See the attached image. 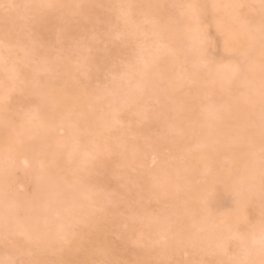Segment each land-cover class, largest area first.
Masks as SVG:
<instances>
[{
	"label": "bare ground",
	"instance_id": "obj_1",
	"mask_svg": "<svg viewBox=\"0 0 264 264\" xmlns=\"http://www.w3.org/2000/svg\"><path fill=\"white\" fill-rule=\"evenodd\" d=\"M79 1L80 0H54V2L51 0H8L9 3L16 4L33 3L67 6L61 7L63 10L62 13L66 15L77 11V9L72 6L76 3L78 4ZM94 1L98 4L102 3V0ZM239 1L240 0H186V3L196 2L208 4L209 6L219 5L220 7L218 8H209L212 14V21L222 32H230L234 30V27L227 26V23L235 21V17L232 9L224 8L223 6L238 4ZM118 2H120V4H133L139 6L135 11L141 12L148 20L152 19L155 22L158 21L160 15H164V5L158 6L154 3V0H118ZM84 6L89 12L93 10L92 5H86L85 3ZM86 10L83 9V13L86 14ZM154 11L155 13L151 15L150 13ZM187 11L186 9L185 12L187 13ZM185 12H183V14ZM148 15H151V18L148 17ZM46 20H48V18H46ZM158 26L159 28L156 31L157 34L161 35L163 33L169 38L171 45H169L170 47L168 48L178 52L179 56L182 57L181 59L186 57L187 60L190 59V65L187 69L189 72L193 71L192 65L197 58L189 51L192 37L188 34L186 27L183 25L182 30H174L170 24L164 21L159 23ZM40 28L37 32L41 35L42 32ZM62 32L70 34L71 30L69 27L63 26ZM201 35L202 42L204 38L209 36L207 31L203 32L202 30ZM146 47H150V45L146 44ZM203 47L205 49V45H203ZM152 48L153 47L141 51L138 55L134 56L127 67L115 75V78L111 80V84L106 89H101V91L97 93L93 91L84 92L81 83L77 80H70L64 83L61 91L50 89L48 83L39 89L40 97H44V102L41 103L40 109L34 113L38 116L36 121L30 125L24 122L20 128L11 129L12 126L10 125V129L7 130L9 134L0 142V232H2L3 229L4 215L7 210L9 216L14 220L29 227L39 226L40 232L51 243L56 253L55 259L57 261H66L69 260L70 257L76 256L80 259L81 264H90L89 254L82 248H92L94 246L97 252L109 256L108 249L110 248V243L108 239L105 238L98 243L97 234L101 231L102 227L91 208L95 204L99 205L105 209L107 214H114L118 209L113 205H108L111 196L107 191H98L100 186H102L103 179H97L91 175L93 169L103 170L105 168V156L100 155L99 158L93 162L91 159H86L85 152L87 151L92 155L103 153L106 141L109 145L114 146L117 139L121 140L124 138V135L128 133L125 132V129L130 128L129 124L132 123L130 120L132 117H129V121L128 119L125 120L126 123L122 126L124 129L121 127L122 131H116L117 134H114L115 136L112 135L110 139L109 137L111 136L108 134L109 128L115 121L119 120L117 116L118 111H127L126 113H130L129 111L132 113L134 111L137 113L136 100L141 96V90H145L143 95L151 96V94H153L158 97L160 93L157 89H154V85H156L160 77H166L169 80L172 76L176 77L177 75V77H179L184 74L182 72L183 67L181 65L179 66V64L174 61L178 57V53L176 54L177 57L174 55L173 58V56L170 57L166 54L164 58H159L161 59L159 60L157 57L158 53L154 52ZM165 53H167V51ZM1 54L0 51V69L3 72L0 75V79H2L0 100H2L7 93L2 90L8 87L7 77L20 73L22 76L21 78L26 79V77L33 74L32 72L29 73V71L20 70V65L16 64V62L5 63L1 59ZM36 56L39 62L35 66L36 69L53 66L54 61H52L48 52H44L43 49H41L40 54ZM32 60L34 59L32 58ZM185 60L186 59H184V61ZM24 61L23 62L27 64V60ZM59 63L63 65L61 67H63L67 75L73 77L77 74L76 68L72 67L67 59ZM197 71V83L205 82L206 84L207 82V88L209 83L211 86L207 89L209 91H206L208 94L211 93L212 95L215 94L218 96L216 97L213 95L214 99L216 97V101H214L213 98L212 101L210 98L204 100V103L201 102L200 105L190 99L187 104L182 106L179 105V108L172 114L165 113L164 107H161L160 122L162 128L171 125L180 132V135H172L169 137L170 146L172 147L180 143L181 134L192 136L195 132L201 133L198 140L196 139L197 146L194 144L196 148H198L196 149L198 151L195 150L196 152H194L187 142L184 143L183 146L189 158L201 162L203 169L200 179L202 181L199 185L195 184L193 179L198 172L196 173L194 168L189 165L183 166L171 163L167 166L161 164L152 170L142 171L141 174L138 173V178L140 179L138 180L144 185V192H142L144 194H137L139 205L137 208L131 210L130 216L133 220L138 219L141 221L142 225L148 227L151 233L161 232V237L169 234L168 229L170 227L173 230H177L181 227L191 229L193 223H195L197 229H203L204 244L208 248L206 252L207 254H211V250L216 249L218 244L223 243L226 237L230 236L227 229L242 220L246 221V217L243 213H233L231 216L223 215L218 218L212 217L211 220H204L201 217H196L194 219L191 216V212L193 209L199 207L200 200L205 194L204 189L206 187L228 171L236 168L243 169L244 167V157L247 149L245 147V137L243 134V129L245 127L243 109L247 89L245 88L244 97L242 98L229 99L230 95H228L227 100H223L226 103H230L229 105L232 106L234 121L229 123L226 120L227 115L225 113L227 112L220 108L222 104L218 99L221 98L220 96L223 95L225 89L229 88V90L231 89L233 91L237 86L235 83H229V70L227 68L219 72L214 70L211 76L208 75V70L205 68L201 67ZM206 91H204V93ZM82 103H86L89 107H82ZM198 106L203 107V111H199L197 109ZM76 107H79V115L72 116L71 114L75 112ZM96 107L101 108L102 112H95ZM2 119L3 116L0 115V122ZM166 119L168 121H165ZM126 124H128V126ZM61 129L64 130L65 133L63 136L57 137L56 131ZM83 130L91 131L92 134L90 136H84L81 133ZM214 130L217 131V134L213 137L211 133ZM29 136H35L37 142L31 143L29 141ZM20 141L23 143H19ZM121 141L124 144V148L117 152V154L120 155L118 166L125 168L135 160L140 161V157L131 153V151L136 153L140 150L141 147L139 143L137 141H129V143H126L125 140ZM256 145L257 147L255 148L260 147L258 135ZM8 150H11L12 157V163L8 166L9 172L14 170L15 167H18L13 162L16 160V154L19 152L25 153L24 160L30 164L31 171L29 174L33 176L35 185L29 198H24L19 193H16L13 196H8V199L5 200V181L7 180L8 185V179L4 176L3 170H5L4 161L8 155ZM258 153H256L255 156L257 161L259 159ZM222 158L229 160L228 168L223 167ZM50 161L53 166L57 168L62 167L69 170V173H63V179L59 184L55 185L56 188L53 193L50 191L47 181L48 176L57 172V169L49 167ZM85 175L89 177V180L84 184L85 186L83 188L81 184L76 183V181L79 176ZM122 183L125 186L128 185L129 181H124ZM181 187L186 188L182 195L179 193ZM145 191L147 192L146 194H153V196L164 198L165 201L172 205V210L165 214L170 217L168 222H165L163 219L164 215H161V217H154L147 212L148 208L146 204L140 201V198L148 196L145 194ZM68 194H71L70 198H68ZM221 200L222 198H220V201ZM256 204L257 206L255 207L260 210L259 201H257ZM50 209L56 212L58 218L53 219L52 216H50ZM172 214L178 215L177 217L179 219L174 218ZM19 216H22L25 220L22 218L19 219ZM76 218H80L83 225L80 227L78 234L72 235V226ZM259 228V222L252 228L257 236L259 235ZM63 237H67V240H70L71 244H65L62 239ZM84 239H87L88 243H85ZM4 245V249H2L3 253L0 255L1 259L7 258L6 247L8 246L6 244ZM66 247L69 248L70 251L66 250ZM175 250L176 249L171 251L166 259L172 255ZM151 253V248L137 251L138 259L134 264L143 262ZM219 258L220 257L216 255L215 261Z\"/></svg>",
	"mask_w": 264,
	"mask_h": 264
},
{
	"label": "rangeland",
	"instance_id": "obj_2",
	"mask_svg": "<svg viewBox=\"0 0 264 264\" xmlns=\"http://www.w3.org/2000/svg\"><path fill=\"white\" fill-rule=\"evenodd\" d=\"M51 1L54 2V0ZM88 1L80 0L78 2L80 5H85V3L86 5H92L93 10L90 12L84 8L86 14L83 13L80 16L73 17L72 14L66 15L65 13H62L63 10L61 8H57L54 10V12L57 13L56 15L48 16V20L45 18H39L35 23V40L38 42V45L41 46V49H43L44 52H48V55H50L52 61H54V64L52 63L53 66H46L42 69H36L35 67L39 63L36 55H28L25 50L16 46L17 40L21 39L20 22L6 20L2 12H0V51L2 53V61L5 63L16 62V64L20 65V67L18 66L21 68L20 70L29 71V73L32 72L33 74L37 72L39 73V75L36 76V79L23 84L21 81H25V78H21L22 76L20 73L6 78L8 87L2 90L7 92L9 98L7 105L0 102V115L3 116V119L0 122V142L9 134L7 130L10 129V125L12 126L11 129L20 128L24 122L25 124L30 125L36 121L38 116L34 114V109L36 104L39 103V89L44 87L47 83L50 85V89L61 91L64 83L70 80H77L81 83L84 92L93 91L94 93H97L98 91H101V89H106L111 84V80L115 78V75L123 71L130 60L141 51L153 47L152 50L158 53V59L164 58L166 54L170 57L173 56V58L174 55L177 57L176 54L178 52L174 49L168 48L170 47L169 45H171L169 38L163 33L161 35L157 34L156 31L159 28L158 24L155 29H153L151 24L148 25L145 29L148 33L147 36L138 33L135 34L132 31L124 30L123 24L118 20L117 9L113 7L114 5L120 4L118 0H102V3L100 4L94 0ZM255 2H258V0H240L238 4ZM0 3L9 2L8 0H0ZM154 3L158 6L162 4L164 5V15H160L158 21L162 20L170 24L174 30H182L183 25L177 26L174 22L179 16H181V14H183V12H185L186 8H181L179 5H187L186 0H154ZM75 5H77V3ZM135 12L137 14L135 17L137 22L148 20L141 12ZM154 13L155 11L150 14L153 15ZM151 15H148V17L151 18ZM148 21L155 22L152 19ZM234 22L235 21L227 23V26L234 27ZM61 24L70 28V34L62 32ZM39 28L42 32L41 35L37 32ZM201 30L203 32L207 31L209 34V36L204 38L203 41L205 50L212 56L223 54L224 41L222 34L224 32L214 25L210 10L208 11L207 18L201 26ZM153 31H155L156 35L152 34ZM146 44H149L150 47H146ZM166 51L167 53H165ZM177 55L178 57L174 61L177 62L179 66L181 65L183 68H188L190 65V59L188 58L189 60H187L188 64L184 61L186 58L181 59L182 57L179 56V53ZM32 58L34 60H32ZM66 59L69 64L77 70V74L73 77L67 75L64 72L63 67H61L63 65L59 63ZM24 60H27V64L24 63ZM1 73L3 72L0 69V75ZM161 78L166 81L168 80L166 77H160V79ZM176 78H178L177 75L176 77L172 76L169 80ZM209 86L211 85L208 83V88H210ZM0 87H2V79H0ZM208 88L207 82L206 84L205 82L197 83L191 88L185 87L181 91L172 93L171 102L168 103L164 102L161 95L158 97L153 94H151V96L143 95L142 99H139V102H136L137 113H142L143 119H137L135 115L136 113L134 111L131 113V111H129L130 109L128 110L130 113H126L127 111L124 112L123 110L117 112L119 120L115 121V123L109 128L111 129V132L108 131L109 136H111L109 139L112 138V135L117 134L116 131L119 132L121 130V127L126 123L125 120L128 119L129 121V117H132L133 119H130L132 123L129 124L130 128L125 129V132L128 133H126L121 140H125L126 143H129V141H137L139 143L141 147L140 150L136 153L131 151V153L140 157V161L135 160L129 166L124 168L118 166L120 155L115 154L110 159L104 157L106 166L103 170L93 169L92 171L91 175L94 178L103 179L102 186H100L98 191H107L111 196L108 205H113L118 210L114 214H107L105 209L101 206L96 204L92 206L91 209L96 214V219L102 227L101 231L97 234L98 243L106 238L110 243V248L108 249L109 256L97 252L95 246L92 248H82L89 254L90 264H102L105 260L120 261L122 264H134L138 259L137 251L150 248L149 245L153 240L161 238V232L151 233L148 230V227L142 225L141 221L138 219L133 220L130 216L131 210L137 208L139 205L137 194L144 192V185H142L138 178V175L141 174L142 171L152 170L161 164L167 166L171 163L183 166L189 165L194 168L196 173L198 172L193 181L196 185L201 183L202 180L200 179V175L202 174L201 171L203 169L202 164L200 161L189 158L188 155H186L185 147L183 146V144L187 142V144H190V147L194 152L198 151L196 150L198 149L196 148V139L198 140L201 133L195 132L196 134L194 133L192 136L181 134L180 143L172 147L170 146V138H164L165 127H161L160 119L161 107H164L165 113L172 114L179 108V105L182 106L187 104L190 99L197 102V104H200L201 102L204 103V100L210 98V100H212L214 97L213 95L215 94H208ZM244 90L245 88H238V86H236L233 91L228 88L224 90L225 92L223 91V95L226 98L223 95L220 96L221 98H218L220 100L219 102L222 104L220 105V108L227 112L225 113L227 115L226 120L229 123L234 121V116H232V106L229 105L230 103H226L223 100H227L228 95H230L229 99L242 98L244 97ZM204 91L206 92L204 93ZM215 99L213 98L214 101H216ZM82 107L88 108L89 106L86 103H82ZM78 109L79 107H76L75 112L71 115L78 116ZM197 109L203 111V107L201 106H198ZM95 112L101 113L102 109L96 107ZM165 121L168 120L166 119ZM126 125L128 126V124ZM216 132L217 131L215 130L212 131L211 135L214 137L217 134ZM64 133L65 131L62 129L56 131L57 137L63 136ZM81 133L84 136H90L92 134L91 131L87 130H83ZM173 135H180V132L177 130ZM29 141L31 143H36L37 138L35 136H29ZM255 151L258 153L259 148H255ZM24 158L25 153H17L16 160L13 163L18 167H15L11 172L7 171V173L3 170L5 174L4 176L8 179L7 188L9 196L19 193L24 198H29V195L34 188V178L29 174L31 171L30 164L25 162ZM222 163L224 168H228V159L222 158ZM49 167L57 169V172L48 176L47 181L49 189L53 193L56 188L55 185L62 181L63 173H69V170L62 167L57 168L56 166H53L51 161L49 162ZM124 181H129L128 185L124 186L122 183ZM81 186L84 188L85 185L81 184ZM185 189V187L179 189L180 195H182ZM146 193L147 192L145 191V194ZM146 195L148 196L140 198V201L146 204L148 208L147 212L151 216L161 217V215H165L172 210V205L165 201L164 198L153 196V194ZM70 197L71 194H68V198ZM220 198H222L221 201ZM217 203L218 206L221 207V212L215 213L213 216L214 218L223 216L222 212L227 211L223 206L225 204H231V200L227 195L221 193L217 199ZM50 210V216H52L53 219L58 218L56 212L52 209ZM259 212L260 210L254 207L251 215L245 218V222L249 223L251 228H254L259 222ZM172 216L179 219L176 214H172ZM21 218L25 220L22 216H19V219ZM82 225V220L76 218L74 225L72 226V235L78 234ZM227 239L228 237H226V240ZM67 241V243H64L71 244L70 240ZM84 242L88 243V240L84 239ZM4 244V241L0 239V255L3 253L2 249H4ZM66 250L70 251L67 247ZM55 255L56 253L53 251V253L44 258L55 264V262H57ZM160 258V255L152 250V253L149 254L143 262H155L156 264L159 262ZM197 258H199L202 264H215L214 255L207 254L205 251L197 257L193 250L188 247L177 248L174 253L167 258V261L169 264H193V261ZM60 262H63V264H81L80 259L76 256H72L69 260Z\"/></svg>",
	"mask_w": 264,
	"mask_h": 264
},
{
	"label": "snow or ice",
	"instance_id": "obj_3",
	"mask_svg": "<svg viewBox=\"0 0 264 264\" xmlns=\"http://www.w3.org/2000/svg\"><path fill=\"white\" fill-rule=\"evenodd\" d=\"M67 7L55 4H16L0 3V12L6 20L20 22L21 39L17 40V47L26 51L28 55H37L41 52V46L35 40V23L39 18H47L56 15L55 9ZM77 9L72 13L73 17L83 14L84 5L72 6ZM117 9V18L123 24L124 30L132 31L144 36L148 33L145 29L149 24L153 29L162 21L151 22L141 20L137 22L135 9L139 6L133 4H118L113 6ZM175 7V6H174ZM186 8L187 13L181 14L176 20L177 26L184 25L188 34L192 37L189 51L197 58L193 63V71L189 72L187 67L183 68V75L173 80L161 78L154 89H157L163 97L164 102H171V94L181 91L185 87L191 88L197 84L199 68L208 70V75H213V71L219 72L227 68L229 70V82L235 83L238 88H246L247 93L244 99L243 116L245 127L243 134L245 137V147L247 149L244 157L243 169L236 168L220 176L211 185L204 189V195L200 200L199 207L193 209L191 216L195 219L201 217L204 220H211L215 213L221 212L217 199L221 193L227 195L231 204L223 207L227 211L222 212L224 216H231L233 213H243L245 217L251 215L252 209L259 201V235L244 220L230 226L227 231L230 236L223 243L211 250V254L220 258L215 264H264V0L248 4L224 5V8L232 9L235 17L234 30L222 34L224 40V52L218 56H212L203 47L201 26L208 16L209 8H218L219 5L204 3H188L179 5ZM63 28V24H61ZM156 35L155 31L152 33ZM185 62L187 63V57ZM39 73L26 77V83L34 80ZM258 77V79H257ZM15 83V82H14ZM145 90H141L142 99ZM8 94L0 100L5 105L8 102ZM39 103L35 106V111L40 109L44 97L39 98ZM159 102V101H158ZM137 119H143L142 113L135 114ZM176 129L168 125L165 128L164 138L171 137L176 133ZM111 132V129H109ZM257 135L259 138V159H255ZM19 143H23L20 141ZM124 148V144L117 139L114 146L106 141L103 153L92 155L85 152L86 159L93 162L100 155L110 159L119 150ZM12 163L11 150L5 158V172ZM89 180L88 176H79L77 183L85 184ZM5 200L8 199L9 192L7 180L5 181ZM165 222L170 217L164 215ZM168 235L160 239L153 240L150 248L157 252L161 259L158 264H169L166 257L171 251L181 247H188L193 250L197 257L208 251L204 244L203 229H197L193 223L191 229L183 227L173 230L168 229ZM0 239L8 246L6 247V259H0V264H53L44 257L53 253L54 249L49 240L40 232L39 226H26L19 221L12 219L7 210L4 215V223ZM63 242L67 243V237H63ZM19 258V259H18ZM55 264H63L57 261ZM102 264H122L120 261L105 260ZM138 264H155V262H138ZM193 264H202L197 258Z\"/></svg>",
	"mask_w": 264,
	"mask_h": 264
}]
</instances>
